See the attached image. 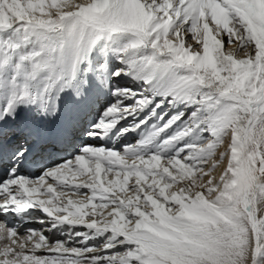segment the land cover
<instances>
[{"label": "rangeland", "instance_id": "1", "mask_svg": "<svg viewBox=\"0 0 264 264\" xmlns=\"http://www.w3.org/2000/svg\"><path fill=\"white\" fill-rule=\"evenodd\" d=\"M15 1L26 8L27 0ZM28 1L36 2L39 9L45 8L44 14L53 21L35 24L37 38L30 40V45L38 50L40 58L29 69L25 65L23 69L15 68V49L2 51L0 48V81L8 87L0 89V100L8 94L14 101L16 94L28 91L32 99L28 103L31 122L41 121V125L51 128L57 119L60 123L65 118L73 121L74 113L61 94L65 88L72 87L74 95L79 96L80 106L75 108L78 113L91 97L95 101L99 99V107L92 105L93 102L90 104L93 116L98 119L86 118V134L96 126L98 130L102 124L112 125L123 119L127 114L121 113L122 110L130 106L143 109L142 96L131 103H124V96L131 98L132 94L125 93L117 99L110 97L121 89L122 92H144L143 86L148 84L144 80L142 85V80L130 75L131 84L111 87V80L124 70L119 61L134 50L128 46L129 39H114L105 29L108 18L101 12L111 8V1L95 0L94 9H100L99 16L90 10L80 15L86 10L82 7L71 15L69 20L77 21L81 32L73 43L60 29L65 19L55 17V9L49 6L48 0H41L46 7L39 5V0ZM162 1L154 0L142 6L143 29L152 47L161 53L155 61L158 71L151 80L152 87L163 88L173 98L168 100L170 106L162 107L160 112L153 113L155 104H149L148 111L133 120L136 123L146 117L153 119L145 129L124 142L129 146L143 141L144 144L136 147L138 153L122 155L118 150V156L122 155L128 162L125 166L135 165V170L143 166L150 170L140 169L145 172L149 186L145 193L152 203L144 202L145 207H141L144 195L138 192L137 198L133 195L137 188L129 187L130 200H140V203L133 206L128 202V208L139 204V213L135 217H123L121 212L112 214L120 224L133 226L127 232L138 237L139 245L131 243L118 250L100 252L105 246L111 247L110 243L108 248L104 239L86 247V250L98 251L97 257L90 255L85 261L60 264H264V0H167L166 7L159 10ZM57 3L60 4L58 11H62V4L66 7L75 4L74 0H57ZM153 25L157 26L155 30L151 28ZM90 27L98 32L93 50H88ZM128 35L134 37L136 33L130 31ZM190 36L199 39V46L194 45ZM139 41L142 44L139 66L149 69L152 64L148 59L149 49L143 40ZM78 47L75 58L71 50ZM86 55L88 59L82 65L79 61ZM65 56L74 60L73 65L65 63ZM176 61L186 64L188 71L179 68ZM193 73L206 87L193 81ZM20 78L25 87L22 92ZM105 97H109L107 101ZM111 105L116 114L101 119L105 112L103 106ZM166 111L171 113L165 117ZM130 124L121 126L118 136L129 132L127 127L135 130ZM225 144L227 147L217 161L226 159L227 162L220 175L214 177L212 173L219 163L209 169L207 164ZM153 166L155 170L150 169ZM162 170L165 175L159 172ZM123 172L121 169L112 170L110 175L104 172L103 188L118 178L124 179ZM119 183L115 182L118 189L122 182ZM109 186L107 190L113 188ZM119 198L123 204L129 199L128 195ZM112 216L103 220H110ZM137 221L140 224L136 226Z\"/></svg>", "mask_w": 264, "mask_h": 264}, {"label": "bare ground", "instance_id": "2", "mask_svg": "<svg viewBox=\"0 0 264 264\" xmlns=\"http://www.w3.org/2000/svg\"><path fill=\"white\" fill-rule=\"evenodd\" d=\"M48 1L49 6L55 9V17L65 19L60 29L69 40H72V43L77 36L80 38L81 32L78 30L79 23L75 20H69L71 15L79 12V7H82V9L86 8L84 12H80V15L90 11L91 13L95 12L96 15L98 14L97 16L100 14L98 12L100 9H94L95 0H74L75 4L69 7L62 4V11L57 10L60 6V4H56L57 0ZM109 1L112 2V6L108 11L105 12V9L102 10L103 7L101 8V13H105L106 19L108 18L105 29L108 31L109 35H113L112 37L114 39H129L127 41L128 46L134 48V50L126 56L125 60L119 61L122 69L125 71H120L115 75L116 78L111 80V87L112 85L123 87L131 84L132 78L130 75H133V77L136 76V79H139V81L142 80V85H144V80L148 81V84L143 86L144 92H122L121 89V92L119 91L110 97L112 99H114V97L117 99L122 98L125 93L132 94L134 96H131V98L124 96V103H131V101L137 97L142 96V98L144 97L143 100H145V102L141 104L143 109L140 110L134 105L129 108L127 107L128 109H124L122 112L120 111L127 115L123 116V119L112 123L113 126L111 124L107 126L102 124V128L96 130V126L95 130H92V134H86V123H88V119L86 120V118L90 116L93 117V119H98L97 116H93V106L90 104L93 102L92 105L95 106V104H98L99 99L97 98L95 101L94 96L91 97L90 102L88 101V103L86 101L85 106L81 107V111L78 113V109L75 108L80 106V103L77 102L79 96L77 94L74 95L72 87H70V90L65 88L61 94L63 100L65 101L66 99L65 103L67 107L70 108L69 110L74 113L73 121L70 122L71 119L65 118V121L60 123L59 119H57L53 127L50 128L46 127L44 124L41 125V121L35 122V124L31 122L32 115L28 103L30 101L32 102V99L30 93L23 89L24 83L21 79L22 77L18 80L20 92H22V89L24 90L23 95L16 94L15 98H12L14 101H12L11 96L7 94L4 96V99L0 100V139L6 142L7 148L10 147L12 150L16 151L14 155L10 153L7 155L8 165L5 163L3 164L2 176L0 177V179H3L7 173L8 179L1 182L0 185V264H60L61 262L65 263L69 261H85L84 259L88 256L94 255L97 257L96 255L99 253L91 249L86 250V247L95 245L96 243L98 244V241L104 239L105 242L108 243V248L110 243L111 247L106 249L107 246H102L104 248H102L103 250H100V252L118 250L131 243L132 245H139L137 242L139 243L140 241L136 240L138 237H132L127 232L130 231L133 226L131 224H120V220L117 221L115 218L113 219L112 216L115 212H121L120 215H124L123 217H135L136 214L139 213L140 207L137 208L139 204L136 205V208H128L130 205H127L128 202H131V205L134 206L140 201L137 200L133 202L130 200L132 196L129 194L132 192L127 190L129 187L137 188L133 191V195H137V198L139 196L138 192L141 196L144 195L143 197L145 199L143 198L144 200L141 201V207H145L144 202L149 203V205L152 203L151 199H147L148 196L145 193L147 187H149L147 185V178L143 175L145 172L143 173V170H140L147 169L142 166V168L139 169L137 167L135 170V165L133 167H129V165L125 166L128 162L126 163L121 157L124 154L131 155V153L135 151L138 153L137 150L139 148L136 147L139 145L141 146L144 142L142 141L140 143L135 141L129 146L124 142L133 137L136 132H139L142 128L145 129L147 125L151 124L153 119L149 117L142 119L140 122L135 123V121H133L137 120L142 114L148 111L149 104H155L153 113L156 110L160 112L163 109L162 107L170 106L171 103H169L168 100L171 99L172 101L173 97L169 98L171 94H168V92L166 93L163 88H159L158 86L152 87L151 80L158 69V64L155 61L156 58H159L157 55H159L160 52L152 47L153 45L150 44L148 34L144 32L145 29H143V27H145V19L142 13V6L154 0ZM165 1L167 0L162 1V7L158 8L159 10L166 7ZM39 2H41V0H39ZM172 2H174V0ZM35 3L36 2L27 0L24 2V4L28 5H26L25 8L15 0H0V48H2V51L10 48L16 50L15 68H22L23 65H25V67L29 69L30 66L40 58L38 50L33 47L34 45H30V40L37 38L35 34V24L46 25L53 21V19H51L52 17L48 18L46 14H44L45 8L39 9ZM39 5H44L43 7H46V4L42 2ZM7 9L10 10V14ZM99 18L103 20L104 17ZM156 27V25H153L151 28L155 30ZM130 31L136 33V35H133L134 37H129L130 35H128V33ZM97 34L98 32L92 27L88 29V36L90 38L88 50H93V44ZM189 35L191 34L189 33L188 36ZM190 37L194 40V45L199 46V39L193 36ZM139 40H143L149 49L148 59L149 62H152L149 69H142V67L139 66L142 62L140 59L142 44ZM78 50H80L79 47L71 50L75 58ZM1 56L2 54L0 53V57ZM87 57L88 55H86L85 59L81 58L79 62L84 65L88 59ZM95 57L97 58V56ZM65 59L66 64L70 62L71 65H73L72 61L74 60L70 61L72 58L70 59V57L65 56ZM62 60H64V57ZM176 62L179 63V65H177L179 68L188 71L186 64L179 61ZM192 75L195 83L198 84L201 82V84L206 87V84H204L198 76L194 73ZM64 85L65 83L61 85V87L63 88ZM1 88H5L6 90L8 88L4 81H0V89ZM174 91H176V89ZM18 96L20 97L19 99H17ZM108 98L105 97L106 101ZM99 106L98 104V107ZM103 107L105 112L101 115V119H108L116 114L114 110L115 107L113 108L112 105ZM172 108L170 109L174 110ZM55 109L57 108L55 107ZM74 110H76V113ZM86 112L88 113L87 115ZM170 113V111H166L163 115L166 117ZM147 119L150 120L147 122ZM131 121L134 123L130 124ZM126 123L127 126H129V124L133 125L134 128L132 129L135 130H131V127H127L129 132L124 131L122 132V136H118L119 128ZM57 131H61V136L67 135V137H62L64 141L55 140V143L60 142L62 146H53L55 151L51 152V150V153H46V156L37 157L41 156L46 148L51 146L52 142H54V140L48 136H55L54 138L57 139ZM115 137H117L116 140L114 139ZM144 137L145 136L142 138ZM112 140H114V142H112ZM34 145H37L34 151L37 156H31V154L28 153ZM122 145H124V147H122ZM226 147L227 144L223 145L220 151L214 154L215 158L207 164L208 169L217 165V160ZM118 150H121V156H118ZM47 155H50V157ZM58 156L61 158L59 159ZM11 158L15 159L11 160ZM52 158L53 160L55 159L52 166L41 174L44 168V162H46L45 160ZM98 162L100 164H98ZM226 162V159L222 162H218V167L212 173L214 177L220 175ZM95 164L98 167H96ZM4 166H6L5 169ZM163 167L162 169L165 170ZM114 169H121L124 171L125 178L121 180L118 178V180H116L120 182L119 184L122 182L119 189L116 186L117 184L115 185V181L108 184L113 188L107 190L108 185H105L103 188L104 182L102 174L106 172L110 175L111 171ZM150 169L155 170L156 167L153 166ZM159 172L163 175L166 174L163 170ZM99 180L102 181L101 184ZM17 195H21L24 198L20 205L28 204V206L19 208L20 206L15 204L16 201H13V199H17ZM127 195L129 199L123 204V200L119 197L125 196V198H127ZM111 207L115 209L110 210ZM4 211H7V214H5ZM17 212L22 213V217ZM10 216L14 217V223L8 222L7 218ZM111 216L112 218L110 220H103ZM27 217L30 218V221H25ZM138 224L140 223L137 221L136 226Z\"/></svg>", "mask_w": 264, "mask_h": 264}]
</instances>
